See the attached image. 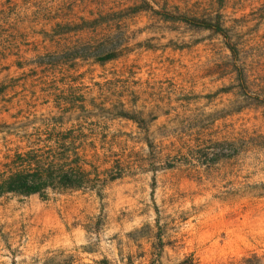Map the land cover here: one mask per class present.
Returning <instances> with one entry per match:
<instances>
[{"label":"rangeland","instance_id":"374dc122","mask_svg":"<svg viewBox=\"0 0 264 264\" xmlns=\"http://www.w3.org/2000/svg\"><path fill=\"white\" fill-rule=\"evenodd\" d=\"M141 1L0 0V169L25 146L15 134L63 116L64 127L85 121L105 136L113 153L101 167L119 160L122 171L101 198L1 196L0 264L264 262V0H145L155 11L220 15L246 90L220 37L149 10L128 14ZM108 13L121 18L100 31L123 41L121 58L33 66L93 39L75 25ZM119 103L143 123L118 118Z\"/></svg>","mask_w":264,"mask_h":264},{"label":"trees","instance_id":"16d2710c","mask_svg":"<svg viewBox=\"0 0 264 264\" xmlns=\"http://www.w3.org/2000/svg\"><path fill=\"white\" fill-rule=\"evenodd\" d=\"M148 10L166 22L183 23L190 28L209 31L220 37L233 62V72L238 88L247 89L244 69L238 63L240 51L232 35L224 27L220 15L213 18L178 15L167 11L166 6L155 11L145 0H142L140 5L129 9L128 14ZM119 18L121 14L108 13L90 21L83 20L81 24L75 25L74 32L89 29L96 33L93 39L83 42L77 40L63 51H53L37 56L33 66L35 68L54 66L65 59L91 60L104 65L121 58L128 52L127 47L122 44L123 41H119L120 38L112 39L110 34L100 31L105 23L111 21L110 19L118 20ZM2 92L3 88L0 87V94ZM73 100L77 104L75 108L84 110V101L79 92L73 95ZM119 106L116 113L118 118L135 124L143 123L142 118L137 115L139 112H128L121 103ZM63 118V116L51 117L43 128L37 127L31 132L21 131L15 134L18 138L25 140V146L21 150L14 151L9 161L1 165L0 197L8 194L23 197L37 195L42 200H46L49 193L70 190L93 192L101 198L107 184L122 176L119 160H114V165L110 168L101 167L108 164L107 156L103 153L108 151L104 147L105 136L86 128L85 121L64 127L66 123L63 122ZM97 136H100L99 145L96 143ZM246 260L247 264H264L256 256Z\"/></svg>","mask_w":264,"mask_h":264}]
</instances>
